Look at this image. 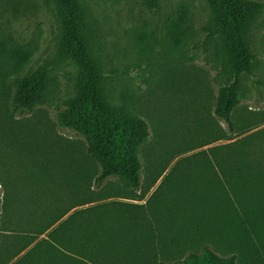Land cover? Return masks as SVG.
Here are the masks:
<instances>
[{
  "label": "trees",
  "instance_id": "16d2710c",
  "mask_svg": "<svg viewBox=\"0 0 264 264\" xmlns=\"http://www.w3.org/2000/svg\"><path fill=\"white\" fill-rule=\"evenodd\" d=\"M141 1L151 11L160 6V0ZM206 1L210 16L204 29L215 43L226 74L225 82L217 90L214 113L237 137L245 134L252 124L241 121L237 129L234 114L240 102L241 75L251 73L254 65L246 32L264 9V2ZM55 3L62 24L59 56L72 59L79 68L76 96L61 113L59 126L84 138V155L98 169V174L91 172L89 179L94 178L99 187L106 178L117 179L123 187L122 198L135 200L129 192L140 187V149L149 135L148 124L131 113L128 95L120 104L112 103L106 96L103 75L86 39L80 0H55ZM190 15L189 6L181 4L167 17L166 36L174 47L187 37ZM31 55L30 48L0 37V89L13 85L12 104L22 113L41 105L49 87L45 68L25 70ZM73 152L67 153L69 166L74 162ZM191 156L206 158L214 174L210 184L204 185L199 204L186 206L178 216L162 217L160 206H153L152 214L146 212L148 202L162 201L155 198L156 189L144 204L103 200L68 214L80 204L74 195H69L68 181L53 193L43 187L27 189L17 183L9 185L11 197L3 201L0 214V264H7L15 257L18 258L12 264H262L264 127L226 144L182 157ZM80 173L76 170L74 174ZM157 177L153 175L154 183ZM97 199L101 200L92 197L82 203ZM179 214L184 220L194 222L198 230L193 231L198 234L194 238L195 246L180 253L161 247L168 243L167 230ZM221 237L230 239L228 248L216 244ZM261 252L263 256L259 257Z\"/></svg>",
  "mask_w": 264,
  "mask_h": 264
},
{
  "label": "rangeland",
  "instance_id": "374dc122",
  "mask_svg": "<svg viewBox=\"0 0 264 264\" xmlns=\"http://www.w3.org/2000/svg\"><path fill=\"white\" fill-rule=\"evenodd\" d=\"M80 3L86 39L103 75L106 96L120 104L128 95L131 113L144 118L149 127L140 149V187L129 192L135 200H126L117 179L106 178L101 187L97 186L94 178L89 179L98 169L84 155V138L59 126L61 113L76 96L79 68L72 59L59 56L62 24L55 0H0V37L30 48L32 55L25 70L45 68L49 79L43 103L30 112L22 113L13 106V85L0 89V214L3 201L11 197L9 185L43 187L53 193L68 181L69 195L77 202L101 199L90 205L103 200L144 204L156 189L155 198L162 201L148 202L146 212L152 214L153 206H160L162 217L178 216L186 206L199 204L204 185L210 184L214 174L206 158L182 156L226 144L264 127V9L246 32L254 65L251 73L241 75L240 102L234 114L237 129L241 121L252 124L236 137L214 113L217 90L226 74L215 43L204 29L210 16L206 0H160L156 11L148 10L141 0ZM181 4L189 6L190 29L182 44L174 47L166 36V19ZM71 150L74 162L69 166L66 157ZM76 170L81 173L74 174ZM153 175L159 177L155 183ZM176 221L167 230L168 243L161 247L180 253L195 246L198 234L193 231L198 230L181 214ZM216 244L228 248L230 239L221 237ZM258 256L262 257V252Z\"/></svg>",
  "mask_w": 264,
  "mask_h": 264
},
{
  "label": "crops",
  "instance_id": "0c3cea01",
  "mask_svg": "<svg viewBox=\"0 0 264 264\" xmlns=\"http://www.w3.org/2000/svg\"><path fill=\"white\" fill-rule=\"evenodd\" d=\"M126 200H130V199H126ZM126 200H122V201H126ZM128 202H130V201H128ZM132 202V201H131ZM79 203V202H78ZM133 203H138V202H133ZM90 205V203H80L79 205H77V206H75V207H73L72 209H70V211L68 212V214L69 213H71L72 211H74V210H78V209H83V208H86V207H88Z\"/></svg>",
  "mask_w": 264,
  "mask_h": 264
}]
</instances>
